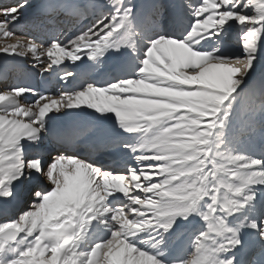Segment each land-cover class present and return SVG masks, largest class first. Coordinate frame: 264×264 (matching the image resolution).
Listing matches in <instances>:
<instances>
[{"label":"snow or ice","instance_id":"snow-or-ice-1","mask_svg":"<svg viewBox=\"0 0 264 264\" xmlns=\"http://www.w3.org/2000/svg\"><path fill=\"white\" fill-rule=\"evenodd\" d=\"M25 28L0 264H264V0H0Z\"/></svg>","mask_w":264,"mask_h":264},{"label":"rangeland","instance_id":"rangeland-1","mask_svg":"<svg viewBox=\"0 0 264 264\" xmlns=\"http://www.w3.org/2000/svg\"><path fill=\"white\" fill-rule=\"evenodd\" d=\"M17 37H19V38H21V39H26L25 37H23V36L20 35V34H16V35L13 36V37H5V38L0 39V47L6 46V44H12V42L15 43V40H16ZM234 38H235V39H238V35L235 36ZM261 78H264V74L258 72L257 77H256L257 82H258Z\"/></svg>","mask_w":264,"mask_h":264},{"label":"bare ground","instance_id":"bare-ground-1","mask_svg":"<svg viewBox=\"0 0 264 264\" xmlns=\"http://www.w3.org/2000/svg\"><path fill=\"white\" fill-rule=\"evenodd\" d=\"M17 32H23L22 30H17ZM14 43V42H12ZM9 73V72H8ZM7 73V75H5L4 72V67L0 68V81L5 80V78L9 77L10 75Z\"/></svg>","mask_w":264,"mask_h":264}]
</instances>
